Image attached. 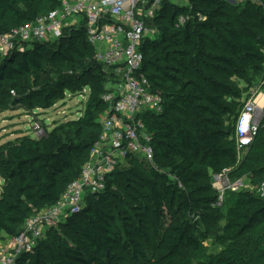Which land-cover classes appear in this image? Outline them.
Here are the masks:
<instances>
[{
	"label": "trees",
	"instance_id": "obj_1",
	"mask_svg": "<svg viewBox=\"0 0 264 264\" xmlns=\"http://www.w3.org/2000/svg\"><path fill=\"white\" fill-rule=\"evenodd\" d=\"M60 1L0 0V33L32 23L57 8ZM189 3L193 11L206 17L204 22L187 23L166 37L165 32L173 28L177 17L187 11L168 5H163L148 22L153 27L158 25L159 41L164 38L171 46H185L190 51L181 54L183 62L178 64L184 77L180 79L172 73L177 69L167 65L169 55L157 57L155 54L159 45V41L154 42L157 36L143 46L142 72L153 91L163 97V110L160 114L146 115L144 120L152 137L155 166H148L136 158L126 163L130 167L141 164L152 179L151 183L146 178H139L154 206L148 216L133 214L136 207H131L127 220L136 222V230L145 232H138L139 236L148 234L165 250L164 264H264V199L255 190L238 191L232 206L223 215L215 206L217 195L211 188V174L225 169V164L232 165L237 161L235 128L225 127V117L236 114L237 120L242 107L239 110L232 107H239V100L229 95L226 85L189 69L192 62L204 55L203 39L208 35L206 32L212 31L230 54L229 58L220 56L217 60L233 67L237 77H246L250 68L264 60L262 39L250 31L256 27L254 21L264 20V9L249 3L232 5L226 0H189ZM162 24L164 27L161 28ZM67 41L74 42L72 48L61 44ZM65 49H70L76 57L65 56ZM51 75L59 80L50 83L47 78ZM83 78L86 81L83 82ZM0 81L6 84L5 89L0 85V107L4 110L44 109L47 107L42 97L62 99L57 94L66 90H90L84 114L62 128L51 131L45 128V139L21 135L0 144L1 243L3 235L8 238L19 235L21 226L34 212L56 205L66 187L79 177L90 147L101 134L99 118L107 109L101 96L108 75L94 58L83 22L81 27L65 30L56 41L34 44L21 53L7 55L0 62ZM80 82L81 87L77 89ZM5 97L11 98L8 103L4 101ZM162 117L169 121L158 122ZM263 126L264 122L253 142L245 147L247 153L240 162L241 167L246 164L249 168L252 187L264 180ZM61 130L64 132L59 135ZM118 170L107 180L102 194L87 195L82 209L61 223L69 232V241L43 247L36 245L32 253L21 254L15 264H107L117 261L122 244L130 243L129 235L134 233L130 229H118L117 217L105 201ZM231 193L226 194L223 203ZM175 201L186 214L202 206H212L213 215L225 220L219 237L222 245L219 254L204 261L195 258L197 242L190 235L187 222L170 214ZM160 205L170 218L164 217ZM213 215L210 217L216 220ZM125 225L133 227L130 223Z\"/></svg>",
	"mask_w": 264,
	"mask_h": 264
},
{
	"label": "built area",
	"instance_id": "obj_2",
	"mask_svg": "<svg viewBox=\"0 0 264 264\" xmlns=\"http://www.w3.org/2000/svg\"><path fill=\"white\" fill-rule=\"evenodd\" d=\"M189 0H61L57 8L39 16L32 23L0 33V62L12 52H23L34 44L60 39L63 32L84 22L87 41L94 49L95 60L108 75L101 100L107 109L99 118L101 134L92 144L79 177L65 189L56 205L28 218L22 232L10 238L6 250L0 247V264H15L21 254H30L43 228H55L78 213L87 195L98 196L106 189L107 180L127 160L136 158L155 166L152 137L145 124L148 114H160L163 97L154 92L142 72L143 46L154 37L148 22L162 9L189 6ZM264 9L263 0H235ZM182 26V17H177ZM11 95H14L11 92ZM264 122V87L245 101L236 120L234 137L237 160L240 149L253 142ZM34 134L41 132L39 122L32 124ZM247 140V144L242 141ZM225 168L211 174L212 188L220 206L227 193L241 191V182H232ZM264 199V180L249 188Z\"/></svg>",
	"mask_w": 264,
	"mask_h": 264
},
{
	"label": "rangeland",
	"instance_id": "obj_3",
	"mask_svg": "<svg viewBox=\"0 0 264 264\" xmlns=\"http://www.w3.org/2000/svg\"><path fill=\"white\" fill-rule=\"evenodd\" d=\"M188 5L189 6H177L180 9L187 10L185 13L178 16L182 17L184 24L182 26H177V22L175 21L173 28H170L165 32L166 37L170 36L172 32L185 26L187 23L194 24L195 22L200 23L206 20L205 16L193 11L190 3H188ZM254 23L256 27H252L250 31H254V33L262 39L261 42L263 43L262 46L264 48V25L262 24L264 23V20H257L254 21ZM164 25L167 24L165 23ZM164 25L162 24L161 28L164 27ZM78 27H81V25ZM149 27L154 29L153 39H155L156 36L158 37L154 40V42L159 41L161 33L158 29V25L153 27L151 24ZM206 34L208 35H206L203 39L204 46L202 47L204 55H200L197 60L192 62L189 69L193 72L203 74L208 79H212L226 85L229 90V95L232 98H238L239 100V107L233 105L232 107L239 110L245 101L252 98L255 92L264 87V60L262 62H257L256 67L250 68L246 77L241 79L236 76L235 69L233 67L221 60H217L220 56L224 58L230 57L225 44L221 42L217 38V34L212 31L206 32ZM64 43L72 48V43L74 42L67 41L61 44ZM158 43L159 45L157 46L155 53L157 54V57H165L169 55L170 62L167 63V65L172 67L171 69H177L176 72L172 73L178 75L180 79H183V69L178 63L183 62V56L181 55L182 52H189L190 50L185 46H171V44L165 41L164 38H161ZM55 47L57 46L55 45L54 48ZM64 55L67 57H76L70 49L67 51L65 49ZM75 61L78 62V60ZM58 64L59 63L56 65L58 66ZM161 65L164 64L161 63ZM44 79V76H42L41 82H43ZM47 79L50 83L59 80L55 75H51ZM82 81H86V78H83ZM0 83V85H2L1 89H5V82L0 81ZM80 87L81 82L77 84V89H80ZM57 96L63 98L61 99L56 96V98L42 97L43 102L46 104L45 107H47L44 109L36 107L34 110H30L27 107L19 106V109L4 110L0 107V144L6 139H12L14 135H30L31 138L35 140L45 139V128L47 131H51L56 127L62 128L70 121L78 119L84 114L85 110H87L86 105L90 96V90L89 88H84L78 91L70 89L64 91L63 94H57ZM10 99L11 98L9 97H5L4 101L8 103ZM225 119V127L233 130L236 125V114L229 115L228 117H225ZM167 120L169 121L168 118L162 117L159 118L158 122H167ZM34 122L40 123L42 127L41 132L34 134L32 130V124ZM262 129L261 133L264 135V126ZM63 132L64 130H61L59 135ZM246 153L247 151L245 148L240 149V159L237 160L235 164H225L224 166L230 170V179L232 182L242 183V187L240 189L241 191L249 190V188L252 187L248 166L246 164H243L242 167L240 166V162H242ZM233 171L235 172L233 173ZM140 177L146 178L152 183V179L143 170V168H141V164L138 163L137 165H134V167H130L125 163L119 168L118 175L116 176L114 183L109 186L110 195L105 201L117 217L118 229L120 231L130 229L134 233L129 235L131 240L130 243L122 244L121 249L117 253V261H110L107 264H164L163 257L165 255V250L148 234H146V236H139L137 234L138 232H145H142V230H136L138 227H136V222L134 223L127 220L129 218L128 213L131 207H136V209L132 211L133 214L143 213L148 216L154 206V204L147 198V195L149 194L148 190L140 184ZM2 184L3 182L0 179V188L2 187ZM201 184L203 186L206 185L202 181ZM251 190H254V188ZM237 192L231 193L226 201L220 206L215 204L216 207H219L221 214L224 215L226 210L232 206ZM159 207H161V205ZM211 207L206 208L202 206L201 208L194 209L189 214H186L181 210L180 203L175 201L173 209L170 213L172 217L187 222L190 235L197 242L195 258L200 261H204L211 256H215L222 250L219 237L222 235L225 220L217 219V215H213ZM161 209L163 210L164 217L166 219L171 217L165 208L161 207ZM37 213L38 212H34L31 217L37 215ZM211 215H213L216 220H213L210 217ZM61 223H64V220ZM125 223H130L133 227L126 226ZM140 223L145 224L144 221H141ZM23 227L24 225L21 226L20 229L23 230ZM67 239L68 241L70 239L69 232L63 224L61 226L58 225L55 228H43L42 238L36 241V245H41L40 247L45 245L51 246L52 244L56 245L58 242L65 241ZM9 242L10 238L3 235L0 247L6 250L9 246ZM66 244L68 245V242H66ZM139 251H143V253L141 254Z\"/></svg>",
	"mask_w": 264,
	"mask_h": 264
},
{
	"label": "water",
	"instance_id": "obj_4",
	"mask_svg": "<svg viewBox=\"0 0 264 264\" xmlns=\"http://www.w3.org/2000/svg\"><path fill=\"white\" fill-rule=\"evenodd\" d=\"M226 2H228L229 4H232V5L236 4L235 0H226ZM247 142H248L247 140L242 141L243 144H247Z\"/></svg>",
	"mask_w": 264,
	"mask_h": 264
},
{
	"label": "crops",
	"instance_id": "obj_5",
	"mask_svg": "<svg viewBox=\"0 0 264 264\" xmlns=\"http://www.w3.org/2000/svg\"><path fill=\"white\" fill-rule=\"evenodd\" d=\"M18 136H21V135H14V137H12V139H6L5 141H7V140H13V139H15ZM5 141H3V142H5Z\"/></svg>",
	"mask_w": 264,
	"mask_h": 264
}]
</instances>
